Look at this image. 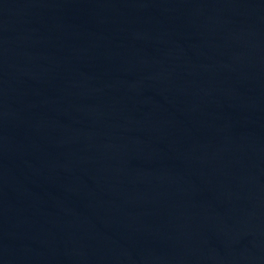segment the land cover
Instances as JSON below:
<instances>
[{
    "label": "water",
    "instance_id": "water-1",
    "mask_svg": "<svg viewBox=\"0 0 264 264\" xmlns=\"http://www.w3.org/2000/svg\"><path fill=\"white\" fill-rule=\"evenodd\" d=\"M0 264H264V0H0Z\"/></svg>",
    "mask_w": 264,
    "mask_h": 264
}]
</instances>
